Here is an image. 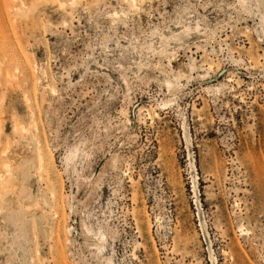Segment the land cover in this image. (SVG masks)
Masks as SVG:
<instances>
[{"label":"rangeland","instance_id":"obj_1","mask_svg":"<svg viewBox=\"0 0 264 264\" xmlns=\"http://www.w3.org/2000/svg\"><path fill=\"white\" fill-rule=\"evenodd\" d=\"M0 264H264V0H0Z\"/></svg>","mask_w":264,"mask_h":264},{"label":"bare ground","instance_id":"obj_2","mask_svg":"<svg viewBox=\"0 0 264 264\" xmlns=\"http://www.w3.org/2000/svg\"><path fill=\"white\" fill-rule=\"evenodd\" d=\"M129 1V0H128ZM135 0H133V2H134ZM41 151L42 150H40V149H37V158H38V161H39V163L41 164V161H42V154H41ZM43 157H44V155H43ZM44 161V160H43ZM192 163V162H191ZM193 164V163H192ZM6 166L8 167V164H6ZM194 166V165H193ZM9 170V169H8ZM7 172V171H6ZM8 176H9V171H8ZM25 189V188H24ZM28 192V191H27ZM53 194V193H52ZM51 194V195H52ZM20 197H22L21 199H23V198H26V195H22V196H20ZM27 197H28V194H27ZM38 199V201H36V203H34V204H31L30 202H27L26 203V205H25V203H24V200H23V205H24V207H26V208H31V206L32 207H40L41 205H40V203H41V201H39V198H37ZM42 200V199H41ZM32 201V200H31ZM43 202V201H42ZM22 205V204H21ZM23 207V206H22ZM25 208V209H26ZM140 229L141 228V225H140V227H138L137 226V229ZM240 231H241V234H242V236H246L248 233H249V230L248 229H246L245 227H241L240 228ZM103 238V237H102Z\"/></svg>","mask_w":264,"mask_h":264}]
</instances>
